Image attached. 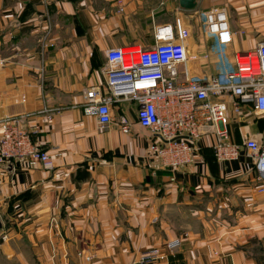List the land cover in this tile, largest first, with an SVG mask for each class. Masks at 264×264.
Wrapping results in <instances>:
<instances>
[{
  "label": "crops",
  "instance_id": "obj_1",
  "mask_svg": "<svg viewBox=\"0 0 264 264\" xmlns=\"http://www.w3.org/2000/svg\"><path fill=\"white\" fill-rule=\"evenodd\" d=\"M214 10H224L231 51L264 43V0H196L195 10L178 0H0V135L17 118L54 167L0 163V264H133L136 251L176 241L167 264H264V192L243 147L264 144V115L229 113L236 159L216 160L205 136L192 163L168 170L148 158L153 137L133 103H115L106 130L81 107L84 91L103 83L107 49L151 45L155 27L176 31L181 11L195 53L209 51L215 37L198 14ZM200 59L179 77L223 69L215 50ZM225 59L232 67V53Z\"/></svg>",
  "mask_w": 264,
  "mask_h": 264
},
{
  "label": "built area",
  "instance_id": "obj_2",
  "mask_svg": "<svg viewBox=\"0 0 264 264\" xmlns=\"http://www.w3.org/2000/svg\"><path fill=\"white\" fill-rule=\"evenodd\" d=\"M198 18L204 30L215 37L212 49L205 48L202 55L192 53L190 29L182 12L176 11V31L170 25L155 27L151 45L107 49L101 70L103 83L87 88L83 95V113L95 117L101 130L112 123L115 103H133L139 125L153 137L148 158L168 170L192 163L194 142L205 136L213 137L216 160L236 159L242 146L229 139V113L239 118L250 107L254 115H264V43L247 52L231 51L232 34L224 10L201 12ZM47 38L38 41L41 51L48 46ZM212 50L221 57L222 71L199 79L179 77L182 65L190 59H207ZM228 53H232V67L225 65ZM60 111L44 110L49 116ZM126 121L121 116L123 129L128 128ZM243 147L258 172V191L264 192V144L248 138ZM7 161H22L28 168H54L51 156L32 142L17 118L2 123L0 163ZM177 245L178 241L136 251L133 264H167Z\"/></svg>",
  "mask_w": 264,
  "mask_h": 264
},
{
  "label": "water",
  "instance_id": "obj_3",
  "mask_svg": "<svg viewBox=\"0 0 264 264\" xmlns=\"http://www.w3.org/2000/svg\"><path fill=\"white\" fill-rule=\"evenodd\" d=\"M179 8L182 10H195L196 0H178ZM1 227V222H0Z\"/></svg>",
  "mask_w": 264,
  "mask_h": 264
},
{
  "label": "rangeland",
  "instance_id": "obj_4",
  "mask_svg": "<svg viewBox=\"0 0 264 264\" xmlns=\"http://www.w3.org/2000/svg\"><path fill=\"white\" fill-rule=\"evenodd\" d=\"M192 33V32H191ZM189 45H190V48H191V51L193 53V51H195V46L193 45L192 43V40L190 39L189 40ZM204 53V48L199 50L198 54L202 55ZM194 54V53H193ZM202 59H205V58H201L200 61H202Z\"/></svg>",
  "mask_w": 264,
  "mask_h": 264
}]
</instances>
